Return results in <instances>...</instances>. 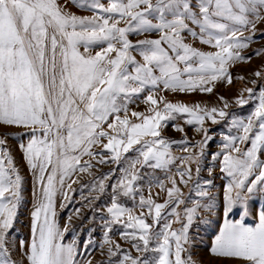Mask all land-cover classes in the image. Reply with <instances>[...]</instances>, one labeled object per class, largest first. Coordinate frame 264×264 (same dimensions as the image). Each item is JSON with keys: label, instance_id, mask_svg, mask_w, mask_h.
Returning <instances> with one entry per match:
<instances>
[{"label": "snow or ice", "instance_id": "1", "mask_svg": "<svg viewBox=\"0 0 264 264\" xmlns=\"http://www.w3.org/2000/svg\"><path fill=\"white\" fill-rule=\"evenodd\" d=\"M70 2L93 15L68 12L58 0H0V126L28 130V142L20 147L40 186L39 202L32 213L31 243L25 254L28 264H80L76 244L64 243L68 229L62 231L56 222L55 196L66 180L75 183L74 174L93 166L90 160L81 163L85 156L107 163L105 154L110 153L111 160L118 163L134 145H140L138 155L112 186L108 217H101L104 238L100 247L110 245V258L119 257L110 264H195L191 255L187 259L182 256L192 243L189 229L201 208L214 210L216 197L197 180L194 195L205 203L196 199L181 218L176 209L185 200L169 168L175 162L170 147L181 142L162 136V127L186 117L188 125L205 133L200 143L202 156L210 139L203 128L205 119L218 123L217 116L223 119L229 113L216 107L170 102H164L160 110L163 98H156L155 92H211L220 79L231 83L229 66L251 59L241 55L252 40L244 32L254 34L257 22L264 20V0ZM150 32L158 37L135 44L129 39V34ZM185 34L199 37L215 51L193 47L185 42ZM96 45L106 46L93 55L90 49ZM134 50L141 60L132 55ZM145 90L144 102L153 106L151 114L133 111L134 121L128 115V104ZM247 92L253 96V89ZM256 100L246 118H231V126L239 134L225 136L222 152L212 154L213 160L220 159V172L228 180L223 223L210 252L230 264H264V202L255 212L254 226L246 223L253 213L251 202L257 198L264 201V160L260 158L264 153V90ZM237 103L243 106L248 101L240 97ZM174 127L183 131L178 125ZM6 145L7 138L0 136V264H17L9 249V231L22 200L23 178ZM240 145L247 146L242 150ZM94 146H102V151L94 152ZM180 159L199 165V156ZM138 166L168 170L172 186L165 188L156 177L142 175ZM178 174L185 185L192 179L190 167L179 168ZM139 181H146L149 187L155 183L164 190V203H158L151 193L147 198L140 194ZM204 184L211 186L212 181ZM97 191H105L103 180L98 182ZM137 195L142 211L134 214L119 197L135 200ZM169 205L170 213L164 214ZM237 210L239 218H230ZM166 215L175 219L167 220ZM173 223L181 227L173 229ZM114 225L121 226V236L133 241L137 252L151 255L140 257L123 251L109 236Z\"/></svg>", "mask_w": 264, "mask_h": 264}, {"label": "rangeland", "instance_id": "2", "mask_svg": "<svg viewBox=\"0 0 264 264\" xmlns=\"http://www.w3.org/2000/svg\"><path fill=\"white\" fill-rule=\"evenodd\" d=\"M107 3L108 0H102ZM62 6H65V10L74 13L79 16H91V11L83 10L76 7L70 2V0H58ZM120 26H123L121 23ZM198 31V29H197ZM245 36H252V40L249 47L241 52L242 56L251 57L249 60H242L232 63L228 71L233 67H236L238 72L235 76V80L232 79L231 83L227 82V79H220L215 82L213 90L211 92L201 91L199 89L195 91H170L162 90L156 91V98H163L158 105L162 110L164 102H170L173 104L182 103L192 107L199 105L211 109L216 107L223 109L229 113L228 117L223 119L217 116L218 123H213L211 119L206 118L203 128L207 130V136L210 137L206 141L203 147V155L200 156L201 147L200 143L205 140V133L197 131V126L188 125L186 123V117H178L175 121H168L166 125L162 127V136L169 141H179L181 143H173L170 147L171 155L175 158V162L169 166L170 174L177 181V184L183 192V199L185 204L179 205L176 209L181 213L183 219V213L186 207H192L193 201L196 199L201 200V204L205 203L203 198L194 195V187L199 180L201 187H207L208 190L216 197L215 208L212 212H209L206 208H201L198 211V215L194 218L193 224L189 229V236L191 238V245L188 247V251L183 253V258L187 259L191 255L195 264H230L229 261L220 259L211 254L210 249L212 247L214 237L217 234L220 226L223 223V195L228 178L225 174L220 172V159H212V154L222 152L225 136L238 135L236 128L231 126V118L233 116L238 118H246L254 109L256 103V97L259 96L261 90H264V20L258 21L256 29L253 34L251 31H245ZM158 37V33L150 32L145 34H129V39L136 43L140 39H154ZM185 42L191 44L193 47L198 48L201 51H215L211 46L203 44L199 37L193 38L188 34L184 36ZM106 45H96L90 49L91 54H95L100 51L102 47ZM83 52V47L80 48ZM259 55H256L257 52ZM132 55L136 56L137 60H141L137 51H133ZM260 72V76H256L255 73ZM186 78V77H184ZM162 87V86H161ZM253 89V96L250 97L247 89ZM147 90L141 93L138 98H134V101L128 104V115L130 119L136 120L135 117H131V112H143L146 115L151 114L149 109L153 106L150 103H145V97ZM223 97V99H221ZM242 97L247 100L248 103L241 106L237 103V99ZM225 104L227 107L225 108ZM123 117L124 113H120ZM111 119V118H110ZM139 122V121H136ZM178 125L183 128V131H178L174 127ZM107 129V124L104 125ZM27 129L0 126V136L7 138V148L10 150L15 165L19 170L20 175L23 178L22 188V200L17 210V216L13 224V228L9 231V249L12 254V259L17 261V264H28L26 252L28 246L31 243L32 238V213L35 206L39 202L40 186L36 182V177L31 171L27 160L24 157L23 150L21 149V143L26 144L28 142V136L25 135ZM103 140L102 143H106ZM242 150L247 145H240ZM140 145H134L128 153L123 154L121 160L113 162L110 158L111 154L106 153L108 158L107 163L98 162L99 158H89L85 156L81 163L90 160L93 165L88 171L78 172L74 174L72 179L75 183H71V180L65 181V187L58 191L55 196V211L56 222L59 228H67L68 231L64 232V243H75L78 252L77 259L80 264H87V261H91V264H110L111 261L117 260L119 257H111L108 253L110 245L105 244L103 248L100 245L103 243L104 229L102 227L103 221L101 217H108L106 208L110 206L111 197L113 195V185L117 179L121 176L123 168L127 167V163L136 158ZM188 150L185 151L184 149ZM94 152L102 151V146H94L92 149ZM189 155L199 156V165L195 162L181 161V157H187ZM264 160V153L260 157ZM191 168L192 179L187 185L180 182L178 169L179 168ZM197 167L200 168L197 173ZM138 170L142 175H150L156 177L161 181L165 188L171 187V179H169V172L165 169H153L150 167H139ZM103 180L105 185V191L100 193L97 191L98 182ZM211 180L212 185L207 186L204 181ZM71 183V188L67 187V184ZM141 187V193L148 197L151 193L153 198L158 203H164L167 199V194L164 190L158 187L155 183L149 187L146 181L138 182ZM67 194V199L65 195ZM158 194V195H157ZM121 203L134 209V214H139L142 209L138 206L139 195L135 200L129 197L120 196ZM264 202L257 198L251 202L250 206L253 209V213L250 219L246 223L254 226L256 222L255 212ZM171 205L163 210L164 214L170 213ZM167 220H174L175 217L166 215ZM230 218L238 219L239 211L237 210ZM151 223V217H149ZM158 227H154V230H158ZM173 229H179L180 223H173ZM123 229L120 225H114L112 232L109 233L111 240L114 243H118L123 251L131 253L133 256H150L151 253H139L133 247V241L125 239L121 236ZM91 240L92 243L88 244ZM23 242V244L21 243ZM87 244V250L84 251ZM122 255V253H121Z\"/></svg>", "mask_w": 264, "mask_h": 264}, {"label": "trees", "instance_id": "3", "mask_svg": "<svg viewBox=\"0 0 264 264\" xmlns=\"http://www.w3.org/2000/svg\"><path fill=\"white\" fill-rule=\"evenodd\" d=\"M236 70H237L236 67H233L232 69H230L231 76H232L233 80H235V76L238 73Z\"/></svg>", "mask_w": 264, "mask_h": 264}]
</instances>
